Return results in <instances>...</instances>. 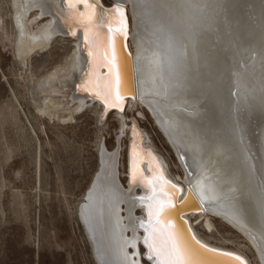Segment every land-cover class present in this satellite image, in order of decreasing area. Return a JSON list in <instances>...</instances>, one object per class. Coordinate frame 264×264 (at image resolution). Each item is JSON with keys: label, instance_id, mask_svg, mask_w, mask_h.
Masks as SVG:
<instances>
[{"label": "bare ground", "instance_id": "obj_1", "mask_svg": "<svg viewBox=\"0 0 264 264\" xmlns=\"http://www.w3.org/2000/svg\"><path fill=\"white\" fill-rule=\"evenodd\" d=\"M11 1L14 45L22 61L34 50H45L55 38L74 40L68 62L57 67L60 71L56 68L60 73L50 72L41 82L47 92L63 97L70 89L65 105L69 119L95 103L101 120L114 110L121 124L119 131L130 135L127 184L120 180L119 141L112 151L102 143L98 169L77 207L78 222L95 263L144 264L140 217L135 210L140 206L138 185L129 187L135 123L137 144L146 156L150 151L165 176L181 188L178 199L188 189L187 174L192 173V191L202 207L183 217L196 238L209 247L233 252L250 264L244 255L209 244L197 233L192 217L209 229L211 216L219 217L242 234L264 264V0H112L128 10L131 20L125 43L134 91L132 97L123 96V101L130 111L136 108L138 115L133 120L120 109L106 112L102 101L77 90L89 71L88 49L83 44V29L66 22L64 0ZM98 2L102 5L98 15H106L112 5ZM42 16L47 19L38 23ZM71 28L77 29L76 37L70 35ZM217 64L224 73L214 74L213 81L210 72ZM98 71L103 74L107 68ZM122 75L126 92L124 61ZM60 99L50 94L41 111L61 118L58 112L65 106L59 107L63 105ZM140 106L150 112L170 143L183 176L170 174L168 163L140 128ZM141 167L148 175L147 163ZM141 190L140 196L147 194Z\"/></svg>", "mask_w": 264, "mask_h": 264}, {"label": "rangeland", "instance_id": "obj_2", "mask_svg": "<svg viewBox=\"0 0 264 264\" xmlns=\"http://www.w3.org/2000/svg\"><path fill=\"white\" fill-rule=\"evenodd\" d=\"M101 1L104 6L113 5L112 0ZM126 15L129 32L127 9ZM46 19L42 16L38 23ZM15 34L12 1L0 0V264H96L78 222L77 207L98 169L102 143L112 151L119 141L120 180L127 184L130 135L120 134L114 110L101 120L95 103L74 112L70 120L65 106L70 89L63 97L41 86L44 77L68 62L72 38H55L45 50H34L22 61L16 54ZM50 94L61 98L59 107L65 106L66 112L59 109L61 118L51 104L52 114L41 111ZM125 106L126 102L125 115L133 120L136 108L130 111ZM138 109L143 113L139 126L168 163L170 174L183 176L173 148L150 112ZM136 213L141 214L139 209ZM192 218L207 243L260 264L249 242L225 220L211 216L209 229L199 218ZM140 250L145 251L142 246ZM143 263L150 264L144 257Z\"/></svg>", "mask_w": 264, "mask_h": 264}, {"label": "snow or ice", "instance_id": "obj_3", "mask_svg": "<svg viewBox=\"0 0 264 264\" xmlns=\"http://www.w3.org/2000/svg\"><path fill=\"white\" fill-rule=\"evenodd\" d=\"M67 10L66 22L83 29V44L88 49L89 71L77 90L87 92L103 102L105 111L124 109V81L122 67L127 54L128 20L125 9L115 3L106 15L99 16L101 6L98 0H64ZM82 7L83 10H80ZM70 35L77 36V29L71 28ZM100 67L107 72L100 73ZM139 135L135 123L132 125V143L129 151V187L138 185L146 190V195L137 197L144 207L147 219L140 220L143 229L142 243L146 258L151 264H206L203 256L221 258L223 264H247L239 255L222 251L202 243L188 229L187 237L180 226L172 219L171 213L178 205L184 204L193 196L192 173L188 172V190L184 199H177L181 188L166 179L156 157L140 148L136 142ZM147 163L148 175L142 164ZM264 257V253L261 254Z\"/></svg>", "mask_w": 264, "mask_h": 264}, {"label": "water", "instance_id": "obj_4", "mask_svg": "<svg viewBox=\"0 0 264 264\" xmlns=\"http://www.w3.org/2000/svg\"><path fill=\"white\" fill-rule=\"evenodd\" d=\"M129 57H130V54L127 51V54L124 56V70H125L126 78L128 80V82H127L128 85H127V91L125 92L126 94L124 95V98L132 97L133 96L132 92L134 91L132 69H131L130 63L128 62V58ZM222 73H224V70L223 69L221 70V66H219L217 64V65H215V69L211 68L210 74H212V75H211L210 79L215 81V75L214 74H222ZM120 134H123V132L120 131ZM145 164H146V162L144 163V165ZM164 177L166 179H168L165 176V174H164ZM168 180H170V179H168ZM137 187H139V186H137ZM139 188H140V192H139V194H136L138 196H140V194L143 192L141 190V187H139ZM145 193H146V191H145ZM181 195L182 196L179 199H184V194H181ZM177 199H178V197H177ZM198 207H202V204L200 203V200L195 196V194H193V196L190 197L184 204L178 205L177 208L175 210H173V212L171 213L172 219L180 226V228L183 230V233H184V235L186 237L188 235V229H187V227H185L184 221H186V220L183 217V214H187V213L194 212V211H199ZM137 209H139L140 213H141V214L138 215L140 217V219H138L137 222H140V220H142V219L145 220L147 216L145 215L146 213H145V210H144L143 206L142 205L136 206L135 210H137ZM187 225H188V223H187ZM188 227H189V225H188ZM138 230H140L142 232V237L140 238V244L142 246H144L143 243H142V239H143V235H144L143 229L139 227ZM145 253H146V250L144 251V254H143L144 258H146ZM203 257H204L203 259H209L210 261L217 260L219 262H223L221 258L212 257L211 255H208V254L204 255ZM150 264H151V262H150Z\"/></svg>", "mask_w": 264, "mask_h": 264}]
</instances>
